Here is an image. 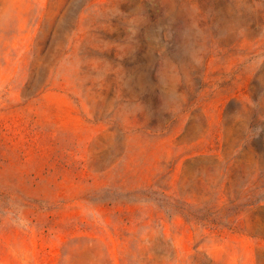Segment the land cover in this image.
Instances as JSON below:
<instances>
[{"label": "rangeland", "instance_id": "obj_1", "mask_svg": "<svg viewBox=\"0 0 264 264\" xmlns=\"http://www.w3.org/2000/svg\"><path fill=\"white\" fill-rule=\"evenodd\" d=\"M0 264H264V0H0Z\"/></svg>", "mask_w": 264, "mask_h": 264}]
</instances>
